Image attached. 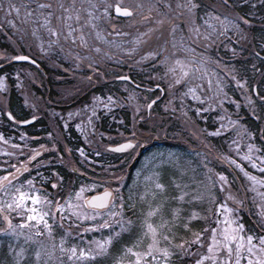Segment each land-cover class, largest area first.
<instances>
[{
  "label": "snow or ice",
  "instance_id": "obj_1",
  "mask_svg": "<svg viewBox=\"0 0 264 264\" xmlns=\"http://www.w3.org/2000/svg\"><path fill=\"white\" fill-rule=\"evenodd\" d=\"M205 7L207 11L203 10ZM228 7L229 0H215L208 5L204 4V0H0V12L3 13V18L12 28L21 33V38L30 30L31 36L36 39L37 46L41 47L43 52L59 48L61 52L67 51L74 56L77 63L86 57H81L73 49H90L100 53L101 43L119 47L115 39L106 38L107 35L114 38L126 35L113 21L120 17L138 16L141 23L149 26L133 37V49L127 51H133L135 46L150 41L154 37V47L152 51L146 52L145 56L159 57L157 64L165 67L166 77L172 78L168 84L170 90L174 88V85H181L182 81L184 82L185 91L180 93L181 101L187 97L192 100H201V96L196 94L198 85L189 86V81L199 80L201 70L206 69L207 63L212 60V57L206 54L207 49L211 48L221 36H226L229 31H232L233 37L237 38L238 33L242 31L237 19L221 11ZM238 19L244 24L249 23L243 17ZM14 21H19V25ZM42 36H46L47 39H43ZM190 43H198L205 52L199 56L195 55V49L190 46ZM65 45L68 46L67 49ZM261 47L264 49V45ZM233 51L235 52V49ZM14 59L28 60L30 57L17 56ZM91 67L90 63L89 68ZM203 75H208L207 71H204ZM232 80L239 88L246 87V82L238 79L236 75L232 76ZM256 87V85L252 86L253 92L256 91ZM4 88L5 77L0 76V89ZM222 89V82L218 80L215 94L219 98L217 103L224 98ZM258 98L264 103V96ZM107 99L109 103L113 100L112 97ZM203 102L210 107L214 106L212 96H204ZM249 103H252L250 97ZM146 106L151 108L152 103L149 102ZM85 108L88 106L86 105ZM202 110H204L202 107L197 109L198 112ZM139 111L140 107L137 106L136 113ZM89 114H92L91 109ZM8 116L9 119H14L11 113ZM32 119H35V116ZM219 119L224 121L223 116ZM234 124H237V121L230 120L222 126L231 127ZM76 126L81 128L85 138L89 132H95L91 119L86 121L84 126L80 124ZM137 143L135 134H132L129 138H125L124 143L116 145L115 150L133 149ZM108 147L112 148L111 145ZM234 147L239 149L240 145L234 143ZM40 148L43 149V146L41 145ZM77 151L81 157H84L83 151L80 149ZM35 155L37 153L33 151V155L29 156L28 160L31 161ZM237 155L248 161L253 169L258 168L264 173V155H256L254 144H248L247 151L243 153L238 151ZM220 158L234 165L245 177L246 182L241 185L242 192L239 189L233 190L225 173L215 172L202 159L200 166L205 170L206 183L196 181L197 189L185 191L187 185L182 187L179 177H174L172 185L179 194L171 196L170 199L177 204L166 212L165 205L169 197L164 193L167 185L159 182L157 171L149 172L144 179L150 184L139 193L140 199L144 200L149 196L152 198L159 196L160 199L155 206L150 205L140 224V231L130 243L122 241V233L130 232L135 225V217L127 220L124 218L123 197L117 196L118 189L104 188L103 191H96L95 185H88L87 187L92 189L94 194L87 196L84 194L85 187L82 185L75 191L74 197H65L63 202L57 198L54 202L46 195H37L38 190L35 189L31 177L22 182L17 180L21 171H27L22 162L21 168L13 166L14 173L0 176V193H3V199L0 200V220L5 223V227H0V233L7 232L14 239L23 237L25 243L31 241L36 246L35 260L32 264H41V257H43V264L55 261L57 250L60 257L67 258L68 264H89V262L95 264L97 258L105 260L110 258L109 264H171V259L177 250L185 252L193 243L200 245V250L195 253L197 258L194 264H264V235L254 236L251 233L243 235L244 225L231 215L234 209L227 203L217 202V197L214 195V190L218 187L224 199L232 201L237 207L242 206L245 200H252L253 207L258 209L256 214L264 224V175L257 177L246 171L232 156L222 154ZM153 160L155 162L152 167L156 169L162 164L176 161L177 158L169 153L167 158L161 154L159 160L155 157ZM186 163L190 165V162ZM175 166L181 175L187 171L186 168H179L178 162ZM209 173L212 174L209 175ZM137 175L139 176L140 173L138 172ZM115 179L119 181L121 177H115ZM14 180L17 181L15 184L12 183ZM57 186L55 183L52 185L53 188ZM205 196L213 202L215 211L222 214L223 223L221 219H217L215 221L217 227L209 229L211 235L200 231L193 233L191 240L181 238L177 242L175 235L170 233H174L175 228L181 223L182 227L188 230L189 221L195 216L193 212L188 217L182 218L180 205L188 198L199 201ZM117 199L121 201V208L109 211V209L117 208ZM26 201H31V205L34 206L26 204ZM132 206L135 207L134 204ZM10 212H15L21 218L19 224L12 221L8 214ZM57 212L61 214V221L72 219L80 232L107 229L109 234L100 239L94 238L88 241L84 247L75 243L66 246V237L70 233L65 229L64 235L59 238V243L49 245L38 237L48 235L51 238L52 227L47 217L51 216L55 219ZM157 215L159 219L155 223L152 222V218ZM97 217L102 218L103 222H94ZM117 217L119 219H116ZM25 227L29 229L28 232L23 230ZM161 241L165 242L163 246ZM115 243H119L120 246L113 251L111 246ZM8 253L10 255L14 253L10 264H21L26 250L23 244L19 248L10 245ZM60 264L64 262L60 261Z\"/></svg>",
  "mask_w": 264,
  "mask_h": 264
},
{
  "label": "rangeland",
  "instance_id": "obj_2",
  "mask_svg": "<svg viewBox=\"0 0 264 264\" xmlns=\"http://www.w3.org/2000/svg\"><path fill=\"white\" fill-rule=\"evenodd\" d=\"M204 4L208 5L207 1H204ZM221 11H224V10H221ZM130 22L131 21H126L125 24L128 25ZM220 38L209 49V52L210 50L214 51L213 55L215 59L218 58L220 60L219 62H216V65L218 67L223 66L222 64L223 60L229 61L227 57L223 58L221 53L215 51L216 44L219 41H221ZM200 54L201 53H198L197 51H195V55L199 56ZM208 64L209 62L207 63V67H208ZM204 71H207L208 73L207 68L202 69L201 75H203ZM30 77H31V82H33L35 80V75L31 73ZM168 78L172 79L170 76H168ZM206 84H207V80L200 81L199 83L198 82L191 83L189 85V86L198 85L196 94L201 96V100H192L190 97H187L183 101H181L180 93L182 91H185V88L184 87L181 88V85H176V87L178 88L177 94L179 98H175V103L170 98V94L167 93L168 95L167 98H164L158 104L156 103L153 106H151V108H148L146 105L150 99L149 96L145 93L140 94L139 92L130 90L127 95V98H130V99L127 101V103L122 102V104L117 103L116 105H114L110 103H97V102L93 103L95 102V100H90L89 102H87L82 107L76 110L77 113H75L74 116H79L81 114H84L86 116L85 122L91 119L93 125L97 123L96 120H94L93 122V115H95L97 111H101L102 112L101 117L108 118L107 124L109 122L113 123V126L111 124L108 130L106 131L107 134L105 135V138L108 139V142H113V141L119 142L120 140H125V138H129L132 134H135L138 144L148 143L147 145H149V144H152L151 143L152 141L162 142L167 138H173V139H177L178 141H180V142H177L175 146L156 145V146H151L150 148L144 150V152L141 154L139 158L137 167L133 170L132 174L130 173L129 183L127 187L124 189V192L127 191L130 197L128 196L125 197L124 194L122 193V190H123L122 187L124 185L123 183L125 180L118 181L115 184L117 185L116 189L119 190L117 192V196L118 197L122 196L123 203H125V205L122 204V211H123L124 218L126 220L134 217V213L136 211V203L142 202L141 204H145L144 205L145 208L142 206L143 208L142 210H140L141 213L139 215V218H135V225L132 227L130 232L122 233V236L125 235L124 241L127 242V240L131 239L130 240L131 242L133 240L135 235L140 231V224L142 220L144 219L146 213L148 212L150 205L155 206V204L160 199L159 196H157L156 198H152L149 196V197H146L144 200L140 199L139 193L144 191L145 187L150 184L149 181H146L144 179V176L147 175L149 172L157 171L159 173V177H158L159 182L167 185V189L164 193V195L169 197V200L167 201L165 205L166 212L168 211L170 207H174L177 204L176 201L170 199L171 196H175L179 194L177 189L172 185V181L174 177H179V183L181 184L182 187L184 185H187V188H185V191H189L190 189H197L196 181H203L206 183L205 170L203 169V167L200 166V162L202 159L204 160V163H207L208 167L213 169L215 172H224L225 175L228 177V180L231 182V187L233 190L239 189L242 192L241 184L242 185L245 184L246 182L245 177L239 171V169H237L234 165H231L227 161L221 159L220 157L222 154L224 156H232L234 159H236L242 164V166L244 167L246 171L250 173L255 172V175L257 177L264 175V173L260 172L258 168L253 169L251 164L248 161L243 160L240 155H237L238 151L242 153L246 152L247 145L253 144V143L250 141L248 130L237 119V110L234 109L232 111L227 106L222 107V105H220V102L227 100L228 98L227 94L222 89L224 100L223 99L219 100V103L214 101L213 102L214 106L209 107L206 102H203V97L213 95V97L215 98L217 88L215 89L212 95H206V93L208 92L207 88H205ZM240 96L242 97L245 104L251 105L253 103L254 99L250 95L247 87L241 88ZM249 97L251 98L252 103H249ZM169 101H171V103H169ZM184 101H189L187 105L192 104L193 107L195 108L194 109L195 111H197V109L201 107L204 109L199 112L197 111L196 116L200 120L207 119V116L211 114L210 109L217 111L219 115L216 118L217 120L214 121L216 124V127L211 129L208 126H203V128L196 126V124H194L188 117H186L184 113L181 114V111L183 109L181 108L182 104L185 105ZM226 102L230 104L228 101ZM86 105L88 106V108H85ZM104 105H108V107H104ZM137 106L140 107L139 113H136ZM120 108L127 109L128 111H130L129 116H130L131 125L129 126V128H126L127 126L126 127L124 126L123 113L121 112ZM89 109H91V112H92L91 115L89 114ZM158 111H160L161 114ZM170 113L174 114V116L171 119V124H169V120H168V116ZM178 113L180 114L179 117L176 116V114ZM182 116H184L183 118L192 124L191 128H187L186 121L183 118H181ZM221 116L224 117L223 122L219 119V117ZM230 120H236L237 124H234L231 127L222 126V125H226ZM156 123H158L156 127H158L159 125L163 126V129L160 130V134H152L149 131L150 129H153L155 127L154 124ZM118 125H122V126L118 127ZM111 127H112V130H111ZM124 128L127 129L128 131L127 133L125 132ZM229 128H232L233 134L230 139L228 140L224 139L225 146L222 149H219V152L221 154L216 152V150L213 147H211L212 153H206L204 149L197 147L200 145L201 142H206L208 138L214 137L221 130L225 131ZM1 137L2 138L0 142L6 146L7 150L9 148L15 149L16 138L10 135L5 136L4 134H2ZM103 143H104V139H102L100 143L97 141L93 142L92 146L94 149L93 150L90 149V155L94 153L93 156L95 155L101 156L102 163L100 164V170L102 173V178H105L106 176L112 177L113 175H116L119 172L121 173L123 169L120 165H118L116 168L114 167L111 170L110 165L104 162L105 159H109L108 155H111V154L102 151V148H104L102 147ZM234 143L240 145V148L237 149L236 147H234ZM3 145L0 146V149L3 147ZM100 150L103 153H101ZM255 151H256V155L259 156L257 154L258 150L256 146H255ZM169 153L174 154L177 160L169 164H162L158 166L156 169H153L152 165L155 162L153 160V157H155L156 160H159L161 158V154L163 155V157L167 158ZM129 155H131V153H129ZM87 162L88 163L92 162V159L87 158ZM177 162H178L179 168L187 169V171L184 172L182 175L178 171L177 166H175ZM186 162H190V165ZM40 163L41 161L39 160L38 164ZM162 167H168L169 170L165 168L164 170L160 171ZM221 168H223V171H221ZM232 170H233V175L235 177L233 182L230 179V174H232ZM138 172L140 173L139 176L137 175ZM211 174L212 173H209V175ZM84 187L85 189H89L87 185ZM134 194H135V201L133 199ZM37 195L44 196V194H41V193H37ZM214 195H216L217 197V202L218 200H221V201L224 200L225 201L224 203H227L229 207L234 209V212L231 215H234L235 218L238 220V222L241 223L237 212L240 208H243L244 206L242 205V206L237 207L236 205L233 204L232 201L225 200L224 197L220 194L218 187L217 189L214 190ZM127 199L131 201L128 200L127 202ZM192 202H195L197 204L196 208H194ZM26 204L31 205V201H26ZM133 204L135 205V207L132 206ZM116 205H117L116 209H109V211H115L121 208V201L119 199L116 200ZM31 206H34V205H31ZM180 206L182 208V212H181L182 218L188 217L193 212H195V216L189 221L188 230H185L182 227V223H181V225L175 228L174 233H170V235L172 234L175 235V239L177 242L181 238L191 240L193 233L200 232V231H203L206 235H211L209 229L213 227H217L216 223L213 227L210 226V221L212 218L214 222L217 219H221L223 223L222 214L217 213L215 211L212 201L207 196H205L203 200H199V201H193L190 198H188ZM127 208L129 209L128 211H127ZM200 209H203V210L207 209V213L203 214ZM211 214H212V218H211ZM47 219H48L50 226L53 227L51 238L48 235H44V236L38 237V239L46 241L49 245L53 243L58 244L59 238L64 235V231L62 230H65V229H67L72 235V236H67V239H66L67 246H71L73 243H75L81 247H84L88 241H91L94 238L100 239L103 236H106L109 234L107 229H95L90 232H78L76 230L78 226L77 224L73 223L72 219H65L64 221H61L59 223L58 222L56 223L51 216L47 217ZM116 219H119V217H117ZM158 219H159V215L153 217L152 222L155 223ZM197 219L201 220L202 222H200V225L195 227V223H196L195 220ZM94 222L102 223L103 219L100 217H97L95 218ZM56 225H60V226L62 225L61 227L62 230H60V233H59L58 228H57L56 234H54L53 230L56 229ZM259 225H260V228L256 231V233L255 232L252 233L250 230L244 227L242 234L247 235L251 233L254 236L264 235V224H262L261 222ZM0 227H1V224H0ZM40 227H41V230H43L42 226ZM17 231H19V229H17ZM3 240L4 242L1 244V238H0V245H1L0 246V264H10V260L14 256V253L11 255L8 253V248L10 245H14L15 247L19 248L23 244V246L25 247L26 255L24 259L21 261V264H32V262L35 260L34 253H35L36 246L31 241L25 243L23 237L19 239H14L10 237L9 234L5 236ZM164 243H165L164 241H161V246H163ZM119 246H120L119 243H115L111 247L113 251H115L117 248H119ZM199 250H200V245L195 244V243H193L191 247H189L187 251L185 252H180L177 250L175 256L171 259V264H194V260L195 258H197L195 256V253ZM55 255L57 259L55 261H50L49 264H60V261H63L64 264H68L67 258L60 257L58 250ZM109 261H110V258H108V260H105L103 258H97L95 260V264H109ZM41 264H43V257H41Z\"/></svg>",
  "mask_w": 264,
  "mask_h": 264
},
{
  "label": "flooded vegetation",
  "instance_id": "obj_3",
  "mask_svg": "<svg viewBox=\"0 0 264 264\" xmlns=\"http://www.w3.org/2000/svg\"><path fill=\"white\" fill-rule=\"evenodd\" d=\"M213 2H215V0H207L208 4ZM263 5L264 1L262 0H229V7L233 8L235 11L242 12L244 15H248L250 23L241 26L242 31L238 33L237 40L236 37L232 36L228 40L219 41L216 44L215 51L221 53L223 58L227 57L229 61L238 59L239 74L231 68L218 72L216 62L220 60L214 58L213 50L209 52L210 48L207 49L208 55L212 57L207 67V77L209 78H207L205 87L209 91H215L218 80L221 81L222 84L226 83L230 73L245 77L246 72L243 67H248L247 54L249 51L260 58V61L257 63L260 65V68L256 71L258 73L254 81L259 82L260 85L264 87V83L259 78L264 74V49L261 47V45H264V42H261L258 48L253 44V31H255L257 27L263 28L264 23L259 21V19H262L259 14V7H263ZM234 49L235 52L233 51ZM195 50L197 52H205V49L198 43L195 44ZM257 53L259 55H257ZM55 56L58 55H47V59L49 60L48 64H51L53 67H61V69H54L53 71H57L58 74H60L62 70L66 76L57 74L58 76L53 77L50 86L46 88L47 93H42L44 87L37 80L40 70L36 65H33L36 69V71H34L35 85L33 86L31 85V77L29 75L30 69L22 64L15 65L7 70H2L0 73V76L5 77V88L0 89V109H2L4 105L8 107V109L10 106L12 113L18 119L17 121L13 119L9 120V129L7 130L10 136L17 138L15 149L12 150L9 148L7 150L6 146L0 142V146L3 145L0 149V157L2 160L0 176L6 173H14L15 168H21L23 162V167L27 168V171H21L17 176V180L22 182L31 177L34 181L35 189L45 194L54 202L57 198L63 202L65 197L75 194V191L82 185L85 186L87 181L89 184L95 185L96 189L100 190L103 188L117 187L115 184L118 181L115 179V176H112L108 180L102 178L100 170V164L102 163L101 156H93L94 153L90 155V151L88 154L87 138H85L81 128L76 126L77 124L84 126L86 123L85 115L81 114L79 116H74L80 105L92 98L99 97L98 101H96L97 103H109L107 98L112 97L113 100L110 104L116 105L117 85L105 79L99 89L95 90V87H93L88 94H83L86 88L85 85L71 95L58 97L55 92H59L63 85L69 83V70L65 68L67 63L59 62ZM5 60V55L0 52V63ZM250 67L252 68L254 65ZM115 68V64H110L109 69H111V71L107 75H111ZM218 73L219 79L216 81L215 77ZM8 77L10 78L8 79ZM201 77L204 76L201 75ZM249 77L251 78V74ZM91 80L95 85L101 78L95 76ZM10 82L13 83L16 90L15 99H18V104L15 106L12 101L8 102L9 106L7 105V101H4L6 88ZM170 98L173 99V96H170ZM240 101L242 108L246 109V104L241 96ZM70 113L71 116H69ZM33 116H35V119H32ZM172 117L173 115L170 113L168 116L169 124H171ZM26 119H29L27 124L24 126L19 125L21 121ZM3 127L4 122L0 117V137L2 134L7 136ZM41 145L43 149L40 148ZM77 149L84 152V157L80 156ZM33 151H35L37 155L29 161L28 157L33 155ZM102 151L105 152L103 149ZM102 151L101 153H103ZM108 156L109 159H105L104 162L110 165L111 170L114 167L116 168L119 162H125V154H112ZM87 158L92 159V162L88 163ZM39 160L41 161L40 164H38ZM13 166H15V168ZM87 173L91 174L89 180H87ZM92 174L94 176H92ZM16 182V180L12 181L13 184ZM54 183L58 185L56 188L52 187ZM2 199L3 193H0V200ZM8 214L11 216L14 223L19 224L21 222V218H19L15 212H10ZM56 216L59 218L60 213L57 212ZM0 222L1 227H5L4 221L0 220Z\"/></svg>",
  "mask_w": 264,
  "mask_h": 264
},
{
  "label": "trees",
  "instance_id": "obj_4",
  "mask_svg": "<svg viewBox=\"0 0 264 264\" xmlns=\"http://www.w3.org/2000/svg\"><path fill=\"white\" fill-rule=\"evenodd\" d=\"M259 14H260V17H264V5H263V7H259ZM0 22H2V21H0ZM9 37H10V41L14 45H16V46L25 45V43L20 42V40L16 38L15 34H12L11 32H8V36L2 35V34L0 35V52L3 51L4 49H7V48H10L11 47L6 42ZM253 37H254L253 44L258 48L259 45H260V43L261 42H264V28L257 27L256 30L253 31ZM247 55H248L247 61L249 63L248 64V67H249V71L251 72V78H252V80H255L254 78L257 76V73H258L256 71H257V69L260 68V65L257 64L260 61V58L256 57L255 54L251 53V51H249ZM67 65H68V69H69V75H68V77H69V83L62 86V87H67V88H62L61 87V89L59 90V92H55V94L58 97H64L66 95H71L72 93H75L76 91H78V89L83 88L86 85V82H87V76L86 75H83L82 73H80L76 69L75 65L72 62L70 64H67ZM251 65H254V67L251 68L250 67ZM120 67H122V66L120 65ZM124 67H126V66H124ZM138 67H140V65L134 64L133 65V68H132V71H133L132 72V76H133L132 78L134 80H139L140 78H142V76L138 72L140 70V69H138ZM109 68L103 70L99 66H96V69H98L99 71H106L107 70L108 73L111 71V69H109ZM53 70L54 69H50V70L46 69V71H44V73H42L40 71L38 72L37 80L44 87L42 93H47L46 88L48 86H50L51 80L53 79V77L58 76L57 75L58 72L57 71H53ZM141 70L143 71V73H146L145 75L147 77L154 76V74H157V76H161L159 73H153L155 71H153L152 69L143 68ZM46 75L47 76H50V79L49 78H46L45 77ZM259 78L264 83V74L261 77H259ZM90 82H92V80H90ZM90 82H88V83H90ZM11 101L14 102L13 103L14 106L18 104V99H15L14 94H12V96H11ZM259 104L261 105L260 112H259V120L257 122H255L252 119L250 120L251 127L254 128V130H257V131L259 129H261L262 126H263V124H264V103L261 102ZM129 112L128 111H125V112L123 111L124 126L125 127L127 126L126 128H129V126L131 125ZM157 124L158 123L154 124L155 127L153 129H150L149 130L152 134H160V130L163 129V126H160V125L158 127H156ZM119 126L121 127L122 125H118V127ZM126 128H124V130L127 133L128 131H127ZM263 132H264V127H263ZM262 149L264 151V144L262 145ZM123 194H124L125 197H127V196L130 197V195H129V193H127V191L124 192ZM133 199L135 201V194L133 196ZM128 200L129 199H127V202H128ZM129 201H131V200H129ZM246 201H247V205H246L247 213H246V215H244V212H243V216H244V219H245V223L247 225H249V223H250L252 225V227L255 228V226L257 225V223H260V219L258 218V216L256 214V211H255V208L250 203L249 199L246 200ZM141 203H136V211L134 213V217L135 218H139V215L141 213L140 210H142L143 207L145 208V206H144L145 204H141ZM200 210H201V212L203 214H206L207 213V209H204V210L203 209H200ZM124 237H125V235L122 236V240L123 241H124ZM130 240L131 239L127 240V242L130 243ZM124 242H126V241H124Z\"/></svg>",
  "mask_w": 264,
  "mask_h": 264
}]
</instances>
